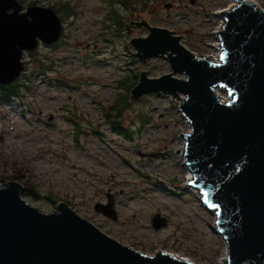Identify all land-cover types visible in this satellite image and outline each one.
Listing matches in <instances>:
<instances>
[{"label": "rangeland", "instance_id": "rangeland-1", "mask_svg": "<svg viewBox=\"0 0 264 264\" xmlns=\"http://www.w3.org/2000/svg\"><path fill=\"white\" fill-rule=\"evenodd\" d=\"M17 1L24 9L53 8L62 31L53 45L40 44L22 54L26 67L14 82L19 94L0 100V186L15 180L20 170L39 192L23 191L24 199L42 212L64 202L110 237L145 254L164 251L195 264H215L223 251L226 264L213 209L190 190L194 186L181 165L189 125L180 111L185 95L154 92L131 99L127 87L141 71L150 78L171 72L163 55L145 61L134 55L130 39L147 36L148 29L133 22L166 28L196 56L216 60L220 50L214 41L222 29L217 24L233 2ZM253 1L264 9V0ZM213 54L217 58H209ZM173 76L185 78L184 73ZM215 93L229 98L222 88ZM116 99L117 106L127 104L114 126ZM107 194L114 195L115 220L94 210L95 203H106ZM156 213L166 220L160 228L151 222Z\"/></svg>", "mask_w": 264, "mask_h": 264}, {"label": "water", "instance_id": "water-1", "mask_svg": "<svg viewBox=\"0 0 264 264\" xmlns=\"http://www.w3.org/2000/svg\"><path fill=\"white\" fill-rule=\"evenodd\" d=\"M218 30V59L196 56L166 28L144 25L148 35L132 37L134 55L145 61L163 55L171 72L147 77L139 72L130 98L161 92L185 95L180 105L190 130L184 133L189 182L213 209L216 231L224 240L226 264H264V9L237 0ZM131 24L128 32H131ZM62 31L55 10L17 0H0V85L24 71V52L51 46ZM184 73L185 78L174 77ZM216 88L226 91L222 100ZM12 180L0 186V264H193L157 251L145 254L101 231L66 203L42 212L23 197ZM114 195L94 210L115 220ZM154 228L166 224L159 213Z\"/></svg>", "mask_w": 264, "mask_h": 264}, {"label": "trees", "instance_id": "trees-1", "mask_svg": "<svg viewBox=\"0 0 264 264\" xmlns=\"http://www.w3.org/2000/svg\"><path fill=\"white\" fill-rule=\"evenodd\" d=\"M36 2H31L30 4H35ZM60 8L68 15L72 14V10L67 6V5H61ZM116 19V17H115ZM119 21V19H118ZM15 82V81H14ZM11 83L9 85H0V100L1 101H7L8 98H10L11 96H17L18 90L16 88V83ZM136 83L133 82L132 85L128 86L127 89L130 91V89L135 85ZM58 85V84H57ZM127 104V101L125 103H123L122 105H118L117 106V99L114 102V104L112 105L111 109H113L115 111V116L114 119L111 120V123L115 126L116 125V118L118 117V114L120 113V111L122 110V107H124ZM117 127V126H116ZM14 172H16V170H14ZM15 176V175H14ZM24 174L19 170L16 172V176H15V180L18 182L23 181V186H24V192L26 195H39V192L37 191V189H35V187L30 184L28 181L24 180Z\"/></svg>", "mask_w": 264, "mask_h": 264}, {"label": "bare ground", "instance_id": "bare-ground-1", "mask_svg": "<svg viewBox=\"0 0 264 264\" xmlns=\"http://www.w3.org/2000/svg\"><path fill=\"white\" fill-rule=\"evenodd\" d=\"M233 3H230V6L231 7H233V6H235L236 5V3H238L237 2V0H231ZM247 1H249V2H254L253 0H247ZM220 25V26H219ZM222 25H223V19H222V16H221V20H220V22L217 24V27L219 28V27H222ZM216 40L214 41V47L216 48V51L218 52L220 49H219V47L221 48V46H220V41H219V39L218 38H215ZM209 58H217L216 56H214V54L213 55H211V57H209ZM218 94V93H217ZM222 99V98H221ZM185 129L186 130H188L189 131V129H190V126L188 125H186L185 124ZM188 131H186V132H188ZM182 158L180 159L182 162H181V165L182 166H185L186 164L184 163V161H185V157H184V154H183V151H182ZM184 160V161H183ZM185 168H186V171H185V174H186V179H187V182L189 183L191 180H192V173L190 172V170L185 166ZM189 185L191 186V187H193V185L192 184H190L189 183ZM195 187V186H194ZM193 187V188H194ZM192 188V189H193ZM190 189L192 192H194V194H196V196H197V194L199 195V197H200V195H201V192L199 191V189L196 187V189H198L197 191H194L195 189ZM199 191V192H198ZM200 193V194H199ZM202 196V195H201ZM215 228V227H214ZM216 229V228H215ZM217 232V231H216ZM218 233V232H217ZM222 238V237H221ZM223 240V239H222ZM224 241V240H223ZM171 253V252H170ZM172 255H174L175 257H180V258H183V259H186V260H188V261H190V262H192V260H190L188 257H186V256H182V255H179V254H172ZM226 262H227V260H226ZM193 263V262H192ZM193 264H195V263H193ZM215 264H225V252L223 253V251H222V255L221 256H219L218 257V259H217V262H215Z\"/></svg>", "mask_w": 264, "mask_h": 264}]
</instances>
